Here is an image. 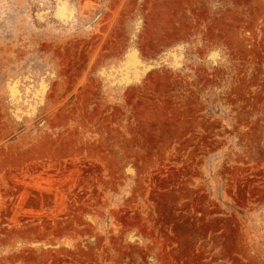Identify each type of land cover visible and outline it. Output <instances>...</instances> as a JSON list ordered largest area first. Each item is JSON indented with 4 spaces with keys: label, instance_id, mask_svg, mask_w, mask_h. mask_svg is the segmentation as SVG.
<instances>
[{
    "label": "rangeland",
    "instance_id": "rangeland-1",
    "mask_svg": "<svg viewBox=\"0 0 264 264\" xmlns=\"http://www.w3.org/2000/svg\"><path fill=\"white\" fill-rule=\"evenodd\" d=\"M0 264H264V0H0Z\"/></svg>",
    "mask_w": 264,
    "mask_h": 264
}]
</instances>
